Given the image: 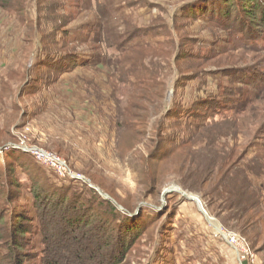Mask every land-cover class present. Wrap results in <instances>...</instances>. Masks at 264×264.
I'll return each instance as SVG.
<instances>
[{
	"label": "rangeland",
	"instance_id": "rangeland-1",
	"mask_svg": "<svg viewBox=\"0 0 264 264\" xmlns=\"http://www.w3.org/2000/svg\"><path fill=\"white\" fill-rule=\"evenodd\" d=\"M189 1L103 0L101 26L92 0H0V176L16 194L7 205L0 194V208L32 219L22 264L44 255L31 191L62 188L68 200H94L82 211L99 264H109L104 197L131 212L105 235L129 244L112 264H239L213 238L216 225L264 264V23L238 15L247 0L182 10ZM22 147L60 158L81 179L57 177ZM255 196L259 213L248 220Z\"/></svg>",
	"mask_w": 264,
	"mask_h": 264
},
{
	"label": "trees",
	"instance_id": "trees-1",
	"mask_svg": "<svg viewBox=\"0 0 264 264\" xmlns=\"http://www.w3.org/2000/svg\"><path fill=\"white\" fill-rule=\"evenodd\" d=\"M215 1V4L217 0ZM239 1V0H238ZM246 1V0H245ZM204 4L206 3L205 1ZM200 0H190L186 5L183 4L182 10L189 9L191 6L195 4L202 3ZM243 3V4H242ZM238 4V15L240 17H247L250 20H254V22L259 21V23H264V1L263 0H247V2H242ZM96 5L97 2H95ZM218 4V3H217ZM98 7V8H96ZM96 10L98 11V14H100L102 20L107 19V9L104 5H98L96 6ZM216 7V5H215ZM232 5L230 6V8ZM233 9V7H232ZM230 9V13L231 10ZM218 10V9H216ZM200 11V10H198ZM197 11V12H198ZM217 16V14H215ZM190 17V16H189ZM228 17V16H226ZM225 17V18H226ZM246 18V19H247ZM150 31H148V34ZM144 36L145 33H141V36ZM55 58L54 60H48V64L50 63V66H58L61 62H68L66 59L60 60V58ZM48 67V66H46ZM6 144L2 143L0 147H4ZM6 152H4V156H6ZM16 163L17 160L15 161ZM236 174H243L239 170L234 171ZM233 173V176L236 178V174ZM228 175V171L224 172L225 178ZM246 177V176H245ZM248 179V177H247ZM247 181V180H246ZM0 194H4L2 200V204H11L14 202V198L16 197L15 193H11L10 191H4L6 183H8V178H4V176H0ZM247 183V182H246ZM248 184V183H247ZM5 185V186H4ZM222 190H226L225 195L230 196L231 192L228 191L227 186L220 187ZM237 188L236 186H232V192H236ZM253 189L249 190L251 192ZM255 191V190H254ZM32 197H33V205L36 209V218L38 219V226L39 231L41 232L42 237V245H43V252L44 255L41 259V264H99V259L94 257V254L98 256V248L95 249L94 254L91 252V249H93V245H97V238L95 237V242H91L92 237V230L91 231H85L84 228L87 227L88 222L84 220L87 215L84 208H87V211H91L94 207L93 199H88V201H82L78 199V201H74L72 199L68 200L67 194L64 192V189L58 192H53L51 195L44 196L42 191H31ZM253 195V193H251ZM242 195V193H240ZM255 195V194H254ZM96 196V195H95ZM56 198V199H55ZM255 202H253V205L251 203V206L248 207V210L246 211V217L249 220L248 217V211H254L255 213L252 215L254 218L259 212V209L256 210V207L258 205V199L257 196L254 197ZM98 206L104 207L107 218H104V226L107 229H104V242H103V248L108 249V253H106L104 256L101 257L103 259V262H106L109 264H112L116 258V250L124 251L128 249L129 244L127 246H124V240H115L114 237H105L108 232L111 230V224H115V226L119 225L120 218H124L125 220H129L128 217L130 215V211H127L126 215H120L116 208L111 205V203L108 200L99 199ZM236 202V201H235ZM235 202H231L229 208H225V210H233V206ZM66 203V204H65ZM44 204L47 207H51L50 211H48L46 208L42 209L41 207L44 206ZM65 204V205H63ZM237 206V205H235ZM41 208V209H40ZM63 208V209H62ZM95 209V208H94ZM129 214V215H128ZM55 217L58 218L55 223ZM29 222H32V219H29L27 216H25L22 212H16V211H8L7 209L0 208V223L3 224L4 231L0 230V248L6 250V253H2L0 251V264H22V260L18 259L16 253H20V250L24 244V238L26 235L31 233V227ZM138 224V223H137ZM127 231L126 234L138 232V225H135L133 227L130 226L128 228V225L126 226ZM2 228V227H1ZM64 228H71L73 232L70 234L68 231H63ZM121 228V227H120ZM58 231L59 233H57ZM113 231V229H112ZM111 231V232H112ZM56 232V234H55ZM76 232V233H75ZM120 232L117 230V233ZM4 234V235H3ZM97 236V234H95ZM128 236V235H127ZM132 237V236H131ZM133 239V237H132ZM131 242V241H130ZM94 261H97V263H94Z\"/></svg>",
	"mask_w": 264,
	"mask_h": 264
},
{
	"label": "built area",
	"instance_id": "built-area-1",
	"mask_svg": "<svg viewBox=\"0 0 264 264\" xmlns=\"http://www.w3.org/2000/svg\"><path fill=\"white\" fill-rule=\"evenodd\" d=\"M6 150L7 148L4 150L0 149V155H3ZM22 150L31 154L38 164L43 165L47 170L52 171L57 177L61 179H81L71 175L66 163L54 155L44 153L35 148L22 147ZM212 228L214 229L213 238L219 242L225 243V245H227L234 252L236 260L239 262V264H259L256 257L251 252V249L249 248L248 242L245 238L240 235L229 233L217 225L216 227L212 226Z\"/></svg>",
	"mask_w": 264,
	"mask_h": 264
},
{
	"label": "crops",
	"instance_id": "crops-1",
	"mask_svg": "<svg viewBox=\"0 0 264 264\" xmlns=\"http://www.w3.org/2000/svg\"><path fill=\"white\" fill-rule=\"evenodd\" d=\"M93 2L95 1V2H97V4L98 5H104V4H102L100 1H103V0H92ZM109 1H111V0H109ZM136 2V1H135ZM134 4V3H133ZM98 5H96V6H98ZM105 7H106V9H107V13H108V17H107V19L106 20H102L101 19V16H100V14H98V11L96 10L95 11V13H94V15L96 16V18L100 21V25L102 26L103 25V21H104V23L109 19V7H108V5H104ZM142 8H146V7H144V6H142V5H140ZM126 7H128V6H126ZM132 7H134V5L132 6ZM132 7H128V8H132ZM96 8H98V7H96ZM125 23V22H124ZM126 24V23H125ZM100 31H102V30H100ZM148 35H150V34H148ZM142 38H145L144 36H141Z\"/></svg>",
	"mask_w": 264,
	"mask_h": 264
},
{
	"label": "water",
	"instance_id": "water-1",
	"mask_svg": "<svg viewBox=\"0 0 264 264\" xmlns=\"http://www.w3.org/2000/svg\"><path fill=\"white\" fill-rule=\"evenodd\" d=\"M97 191V190H96ZM170 192H173V191H165L164 194H167V193H170ZM182 196H185L187 197L184 193H181ZM104 199H107L104 197ZM187 199H189L191 202H194L196 203V205L198 206L199 205V202L195 200V198L192 196V197H187Z\"/></svg>",
	"mask_w": 264,
	"mask_h": 264
},
{
	"label": "bare ground",
	"instance_id": "bare-ground-1",
	"mask_svg": "<svg viewBox=\"0 0 264 264\" xmlns=\"http://www.w3.org/2000/svg\"><path fill=\"white\" fill-rule=\"evenodd\" d=\"M196 201H198V200H196ZM199 202V201H198Z\"/></svg>",
	"mask_w": 264,
	"mask_h": 264
}]
</instances>
